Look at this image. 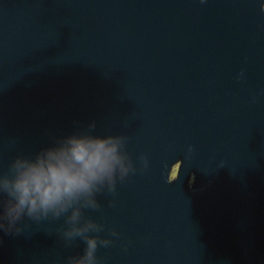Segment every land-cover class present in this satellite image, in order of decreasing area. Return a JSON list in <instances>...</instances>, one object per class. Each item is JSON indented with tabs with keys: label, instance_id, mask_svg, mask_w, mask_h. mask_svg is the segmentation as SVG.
Here are the masks:
<instances>
[{
	"label": "water",
	"instance_id": "95a60500",
	"mask_svg": "<svg viewBox=\"0 0 264 264\" xmlns=\"http://www.w3.org/2000/svg\"><path fill=\"white\" fill-rule=\"evenodd\" d=\"M262 5L0 0V180L70 135L123 158L75 205L84 237L51 213L6 230L0 187V264H73L88 236L96 264H264Z\"/></svg>",
	"mask_w": 264,
	"mask_h": 264
},
{
	"label": "clouds",
	"instance_id": "9594fccd",
	"mask_svg": "<svg viewBox=\"0 0 264 264\" xmlns=\"http://www.w3.org/2000/svg\"><path fill=\"white\" fill-rule=\"evenodd\" d=\"M118 143L113 136L70 135L64 143L48 147L34 158L16 156L9 172L0 180L7 197L6 230L13 228L24 215L40 218L50 213L57 218L66 215L70 227L65 235L69 238L84 237L89 230H99L91 220L77 226L81 209L75 205L84 199L92 208L98 207L92 199L97 186L105 181L111 183L116 166L123 167ZM100 244L107 246L108 241L101 240ZM86 245L84 255L73 264H96V238L88 236Z\"/></svg>",
	"mask_w": 264,
	"mask_h": 264
}]
</instances>
